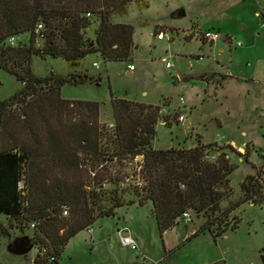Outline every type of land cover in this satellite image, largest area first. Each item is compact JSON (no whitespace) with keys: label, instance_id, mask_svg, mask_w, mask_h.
Segmentation results:
<instances>
[{"label":"trees","instance_id":"1","mask_svg":"<svg viewBox=\"0 0 264 264\" xmlns=\"http://www.w3.org/2000/svg\"><path fill=\"white\" fill-rule=\"evenodd\" d=\"M131 2L147 6L145 0H0V69L22 83L0 100V215L29 223L35 262L58 264L71 237L123 205L150 203L159 236L192 212L204 218L193 236L208 231L215 238L237 227L230 214L240 204L264 202L259 167L257 177L247 174L240 183L241 197L221 208L236 168L225 146L154 148L160 105L111 97L108 127L99 122L98 101L61 97L65 83L91 80L87 73L32 74L33 55L60 57L73 69L90 53L103 61L128 60L134 28L113 17L126 13ZM92 28L93 36L87 35ZM11 37L18 41L11 44ZM218 151L214 160L206 158ZM137 157L132 185L122 168ZM115 164L121 168L111 171ZM22 176L26 184L19 188ZM260 258L264 264V246Z\"/></svg>","mask_w":264,"mask_h":264},{"label":"rangeland","instance_id":"2","mask_svg":"<svg viewBox=\"0 0 264 264\" xmlns=\"http://www.w3.org/2000/svg\"><path fill=\"white\" fill-rule=\"evenodd\" d=\"M145 1L146 7L139 8L131 2L126 13L113 17V21L129 23L134 28V46L128 60L103 61L98 53H90L73 69L60 57L33 55L32 74L42 78L50 74L67 76L74 71L87 73L91 80L65 83L61 97L98 101L99 122L108 127L112 120L111 97L160 105V117L167 116L170 125L158 120L154 148L225 146L228 159L236 165L229 175L232 193L221 202V208H225L241 197L240 183L246 174L255 175L263 164L260 154L264 150V85L259 81H264V26L254 28L259 22L264 24V19L258 21L255 14L264 9V0H232L225 6L221 0ZM180 10L184 15L176 16ZM223 11L224 16L233 19L226 23L230 44L221 33L214 43L203 40L199 34L206 28L207 19ZM92 30L87 35L93 36ZM159 31L164 32L163 39H157ZM18 39L26 40L27 35ZM237 41L240 46H235ZM37 42L41 44L40 40ZM128 64L134 65L130 73ZM229 71L250 81L240 82L226 75ZM253 71L256 76L251 79ZM21 87L22 83L12 74L0 69V100ZM179 97L184 99L183 104ZM174 113L184 115V122L172 118ZM51 118L57 129L52 114ZM231 142H247L243 153ZM140 159L125 161L122 171L129 175L126 183L133 185L135 177L131 175ZM120 168L115 164L111 171ZM24 180L22 176L19 188L26 184ZM189 213L190 222L181 216L177 224L159 236L150 203L123 205L114 216L98 218L90 226L91 234L84 229L71 237L58 264H262L264 202L240 204L230 214L237 216V227L215 238L208 231L193 236L204 218ZM0 224L4 229L0 235V264H44L34 260L36 246L25 255H14L6 249L21 236H28L32 243L29 223L21 225L0 215ZM123 227L138 236V250L143 256L139 253L137 257L136 252L121 245L117 229Z\"/></svg>","mask_w":264,"mask_h":264},{"label":"built area","instance_id":"3","mask_svg":"<svg viewBox=\"0 0 264 264\" xmlns=\"http://www.w3.org/2000/svg\"><path fill=\"white\" fill-rule=\"evenodd\" d=\"M262 26H264V24H262ZM38 29H41V24H38ZM200 37L207 41V42H215L217 39L220 38V33L218 31H214V30H204L202 32H200ZM156 37L157 39H163L165 37V34L164 32L162 31H159L157 34H156ZM9 41L11 42V44L14 43L15 39L14 37H11L9 39ZM241 45V42L240 41H237L235 42V46H240ZM166 67H169L170 66V63L169 62H166L165 64ZM128 69L131 71L134 69V65L133 64H128ZM179 102L180 104H183L184 103V99L182 97H179ZM162 113V110L160 111ZM177 120L179 122H184L185 118H184V115H179L177 117ZM161 122H165V120L162 118ZM243 147L246 146V144L244 143L242 145ZM220 151L218 152H207L206 154V158L209 159V160H214L216 158V153L218 154ZM243 153V151H241ZM261 158L264 162V150L261 151ZM226 158H228V154L225 155ZM242 160V158L240 159ZM261 167V170L264 171V164ZM259 171V168L257 169V172ZM257 172H256V177H257ZM64 215L67 213L66 210H63L62 212ZM182 217L184 218L185 221L187 222H190V213L189 212H184L182 213ZM86 231L87 233L91 234L92 233V227H88L86 228ZM117 234L119 236V240H120V243L122 246H125V247H128L130 250L134 251L137 253V255L140 253V255L142 256L140 250H138V245L136 243V241L129 235V234H125L121 229H118L117 230ZM142 258V257H141Z\"/></svg>","mask_w":264,"mask_h":264},{"label":"crops","instance_id":"4","mask_svg":"<svg viewBox=\"0 0 264 264\" xmlns=\"http://www.w3.org/2000/svg\"><path fill=\"white\" fill-rule=\"evenodd\" d=\"M221 1H223V3H224V6L226 5V3H231L232 2V0H221ZM240 0H236V2L238 3ZM228 8V7H227ZM262 9V8H261ZM224 11L221 13V14H217L216 16H212L211 18H209V19H207V21H206V28L204 29V30H208V29H210V30H214V31H218L219 33H221L222 35H224V39L226 40V42L228 43V44H230L229 42V37H228V35L226 34V33H230V32H228L229 31V29L227 28L228 27V24H226L227 22H230V21H232L233 19H231V17H229V16H227V15H225L224 16ZM255 14L256 15H258V21H261L262 19H264V9H262V11H261V13L259 14V12H257V11H255ZM236 21V20H235ZM257 23V22H256ZM238 28H240L239 26H238ZM257 28H262V24L260 25V22H259V26H257L256 25V28H254V29H256L257 30ZM241 29V28H240ZM224 31V32H223ZM223 33H225V34H223ZM209 43H214V42H209ZM221 51H223V48L222 49H220ZM199 58H200V56H198ZM261 68L262 69H264V65H262L261 66ZM131 71H129L128 70V73H130ZM226 75H228V76H231V77H235L234 76V74H231V71H229L228 73H226ZM256 76V74H255V72L253 71V73H251V79L252 78H254ZM237 80H239L240 82H244V81H250V79H247V78H242V77H240V78H238V77H235ZM259 83L261 84V85H264V81L263 82H260L259 81ZM186 126L188 125V124H185ZM232 144H234L233 142H231ZM230 143V144H231ZM246 144L247 142H242L240 145H235L234 144V146H236V148L241 152V151H243V144ZM248 174H252V173H248ZM247 175V174H246ZM118 229H121L125 234L127 233V234H129L135 241H136V243L138 242V236L137 235H135V234H133V232H131L129 229H127L126 227H123V229L122 228H118ZM117 229V230H118ZM117 236H118V234H117ZM118 238H119V236H118ZM119 242H120V240H119ZM137 245H138V243H137ZM142 256H143V254H142ZM137 257H138V255H137ZM142 261H144L143 259H142ZM152 264H155V263H152Z\"/></svg>","mask_w":264,"mask_h":264},{"label":"water","instance_id":"5","mask_svg":"<svg viewBox=\"0 0 264 264\" xmlns=\"http://www.w3.org/2000/svg\"><path fill=\"white\" fill-rule=\"evenodd\" d=\"M183 15H184L183 10H180L176 13V16H183ZM32 248H33V244L30 243L28 236L17 237L6 247L7 251L14 255H25Z\"/></svg>","mask_w":264,"mask_h":264}]
</instances>
